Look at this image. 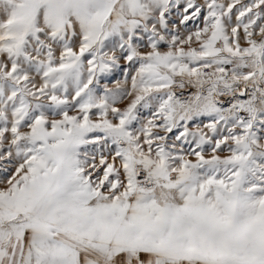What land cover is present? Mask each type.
Returning a JSON list of instances; mask_svg holds the SVG:
<instances>
[{"label":"snow or ice","instance_id":"1","mask_svg":"<svg viewBox=\"0 0 264 264\" xmlns=\"http://www.w3.org/2000/svg\"><path fill=\"white\" fill-rule=\"evenodd\" d=\"M0 264H264V0H0Z\"/></svg>","mask_w":264,"mask_h":264}]
</instances>
